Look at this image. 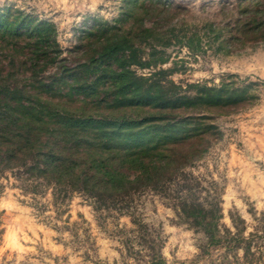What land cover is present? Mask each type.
Wrapping results in <instances>:
<instances>
[{
	"label": "rangeland",
	"instance_id": "obj_1",
	"mask_svg": "<svg viewBox=\"0 0 264 264\" xmlns=\"http://www.w3.org/2000/svg\"><path fill=\"white\" fill-rule=\"evenodd\" d=\"M0 13V98L13 89L53 125L118 119L126 142L182 153L96 192L1 169L0 264H264V0H0Z\"/></svg>",
	"mask_w": 264,
	"mask_h": 264
},
{
	"label": "trees",
	"instance_id": "obj_2",
	"mask_svg": "<svg viewBox=\"0 0 264 264\" xmlns=\"http://www.w3.org/2000/svg\"><path fill=\"white\" fill-rule=\"evenodd\" d=\"M1 22H5L3 13ZM12 91H7V98H0V170L30 165L65 187L80 186L96 192L117 190L165 173L180 153L175 151L176 156L171 157L165 149L155 152L164 137L150 144L126 142V123L118 119L58 115V126L53 125L56 122L51 119L56 114L45 112L44 106L11 103Z\"/></svg>",
	"mask_w": 264,
	"mask_h": 264
}]
</instances>
